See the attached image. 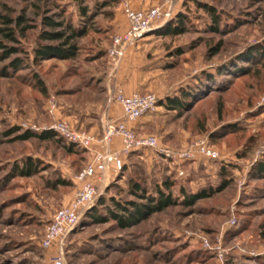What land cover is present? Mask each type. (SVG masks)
Segmentation results:
<instances>
[{"label": "rangeland", "instance_id": "obj_1", "mask_svg": "<svg viewBox=\"0 0 264 264\" xmlns=\"http://www.w3.org/2000/svg\"><path fill=\"white\" fill-rule=\"evenodd\" d=\"M126 1L136 11L166 2L135 8L138 0ZM201 1L216 9V31L202 10L172 0L173 14L114 62L107 54L112 38L128 28L121 0H0V29L16 40L0 35V42L17 50L6 59L0 50V264H54L57 252L41 245L45 230L81 189L72 176L102 147L95 142L89 152L52 126L64 122L97 140L116 89L158 97L152 112L131 124L158 144L121 155L95 184L96 197L63 242V263L264 264V0ZM179 12L185 32L164 35ZM5 17L10 24H2ZM49 17L77 33L85 29L74 39V58L36 54L61 44L39 39L51 31L42 24ZM184 91L189 97L180 111L159 104ZM43 132L53 138L23 136ZM202 141L216 159L196 152ZM186 151L192 157L182 162L164 155ZM28 159L37 164L34 175L13 172ZM128 180L146 196L156 198L160 188L175 202L121 228L108 216L110 200L146 203L128 193Z\"/></svg>", "mask_w": 264, "mask_h": 264}, {"label": "built area", "instance_id": "obj_2", "mask_svg": "<svg viewBox=\"0 0 264 264\" xmlns=\"http://www.w3.org/2000/svg\"><path fill=\"white\" fill-rule=\"evenodd\" d=\"M127 30L120 35H115L107 51L108 57L112 61H120L124 58L127 48L134 46L146 32L153 30L157 22L167 19L173 14L172 0H166L163 6L152 7L149 10L131 9L126 0H121ZM158 97L153 94H124L123 90L116 89L111 96L110 103L119 105L122 115L120 119H115L107 115L102 121V134L97 140L94 136L85 132L78 133L68 127L64 122H57L52 126L65 140L73 142L80 147H84L89 152L93 145L99 143L102 149L93 151L94 159L86 165L75 179L81 184V189L75 194L67 206L62 207L52 216V220L45 230V235L41 245L45 249L57 252L54 264H64L61 258L62 245L70 231L77 225L79 216L92 203L97 194L96 183H101L109 168L114 163L119 162L121 155H126L132 150L142 148L155 149L158 141L153 136L139 137L133 130L132 123L137 122L141 117L149 114L157 105ZM114 138H119L122 148L117 151L112 148ZM196 152L209 159H216L217 152L210 150L205 141L196 146ZM167 159L185 161L192 157L189 152L169 153L164 152ZM93 179L96 181L93 183Z\"/></svg>", "mask_w": 264, "mask_h": 264}, {"label": "trees", "instance_id": "obj_3", "mask_svg": "<svg viewBox=\"0 0 264 264\" xmlns=\"http://www.w3.org/2000/svg\"><path fill=\"white\" fill-rule=\"evenodd\" d=\"M209 1H216V0H209ZM113 0H108V2H105L104 5H108ZM191 3L193 7L202 10L210 19L211 21V30L216 31L218 27L219 16L216 12V9L214 6H210L207 3L201 1V0H183V6L185 4ZM81 13L83 16L85 15L86 10L81 7ZM5 24H10L11 20L8 18H2ZM24 21V17H20L18 19L16 26H20V24ZM170 25L167 26V30L164 32V35L169 36H177L181 35L183 32H185L184 28V16L181 12L176 13L173 19L170 20ZM42 24L49 29L51 28L50 32H42L39 35V39L45 41V42H61L59 46L54 45H48V46H41L36 50V54H38L39 57L46 58L50 55L60 57L62 59H72L76 55V47L74 45V39L79 38V36H83L85 34V29L83 28L82 31H75L71 27V25L66 23H59L56 21H53L50 17L44 18L42 20ZM27 27H23L22 30L26 29ZM60 30V31H59ZM0 35L7 41L15 43L16 40L14 38V32L6 29H0ZM67 47V48H65ZM0 50L3 51L2 57L6 59L11 54L16 53L17 50L14 48L5 46L0 42ZM37 56V58H38ZM17 63L20 61H16ZM13 64L14 67L19 64ZM37 83L39 84L40 81L37 80ZM44 89V88H42ZM182 97H171L169 96L166 100L160 101L159 104L163 105L166 109H172L175 111H180V109L183 108L184 99L188 98L189 96L186 95V92H181ZM54 133L50 132H43L40 133V135H35L32 133L24 134V138H40V139H51L53 138ZM259 170L264 171V166L260 165ZM37 164L36 162H33L32 160L28 159L24 162V164L20 167L13 168V172H17L22 177L24 176H32L36 172ZM58 184L66 185L65 182L58 179L56 181ZM127 186L129 187L128 193L135 197L136 199L143 201L146 200V203L143 204H137L135 202H129L128 203H121L116 200H110L112 203L111 205L113 208L107 209L108 216L115 222L117 225L121 228H127L129 225L137 224L139 222H142L146 216H149L150 214L158 213L159 211H162L166 209L167 207H171L175 200L171 199V196L169 194L164 193L162 189H157L156 191V198H152L150 196H146L145 190L141 188L140 185L136 184L135 182L128 180ZM164 188H168L169 186L167 182L163 184ZM181 193H184L181 191ZM212 193L211 190H209V194ZM206 193L202 192L200 194V197H205ZM103 201L99 200V204H102ZM89 216H91L93 219H95L93 212H90Z\"/></svg>", "mask_w": 264, "mask_h": 264}, {"label": "crops", "instance_id": "obj_4", "mask_svg": "<svg viewBox=\"0 0 264 264\" xmlns=\"http://www.w3.org/2000/svg\"><path fill=\"white\" fill-rule=\"evenodd\" d=\"M151 2L150 0H138V2L136 4H134L135 8H143V7H146L147 5H149ZM124 19V18H123ZM122 24H123V27L126 28L127 27V23H126V20L124 19L122 21ZM109 113H110V117L112 116L113 118L115 119H120L121 118V115H122V112H121V109L119 107V105L117 104H113L111 105L110 109H109ZM140 122L137 123V125H139ZM130 127H132L131 125H129ZM114 142H115V150L119 151L121 149V142H119V138H115L114 139ZM72 182L74 183V185L78 186V182L77 180L75 179V176H72ZM73 198V197H72ZM70 198V200L72 199ZM69 200V201H70Z\"/></svg>", "mask_w": 264, "mask_h": 264}]
</instances>
